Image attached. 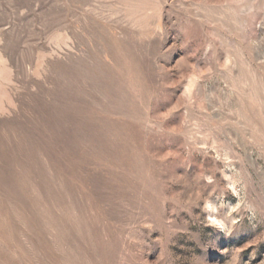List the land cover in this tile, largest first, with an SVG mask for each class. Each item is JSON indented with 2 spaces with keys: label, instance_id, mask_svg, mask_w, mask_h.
<instances>
[{
  "label": "rangeland",
  "instance_id": "374dc122",
  "mask_svg": "<svg viewBox=\"0 0 264 264\" xmlns=\"http://www.w3.org/2000/svg\"><path fill=\"white\" fill-rule=\"evenodd\" d=\"M0 264H264V0H0Z\"/></svg>",
  "mask_w": 264,
  "mask_h": 264
}]
</instances>
